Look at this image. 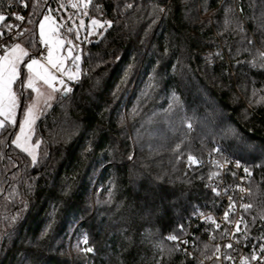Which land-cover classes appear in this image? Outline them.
<instances>
[{
  "label": "trees",
  "instance_id": "obj_1",
  "mask_svg": "<svg viewBox=\"0 0 264 264\" xmlns=\"http://www.w3.org/2000/svg\"><path fill=\"white\" fill-rule=\"evenodd\" d=\"M60 1L0 0L2 36L31 4L6 44L38 53ZM87 20L103 27L37 122L36 162L0 132V264H199L216 247L197 212L240 187L239 238L264 242V0H89Z\"/></svg>",
  "mask_w": 264,
  "mask_h": 264
},
{
  "label": "rangeland",
  "instance_id": "obj_2",
  "mask_svg": "<svg viewBox=\"0 0 264 264\" xmlns=\"http://www.w3.org/2000/svg\"><path fill=\"white\" fill-rule=\"evenodd\" d=\"M89 0H62L59 2L60 7L56 10L55 15L53 14H46L51 17V19L46 23L45 32L48 33L49 28L55 29L54 35H52V40H59L61 41V45L59 46V50L57 52L56 48L54 47V58L58 55L60 58L64 59V67L68 70L63 75L60 72H56L54 69H50L58 78L57 81H54V87L57 89H60V91L53 92L50 88H48L46 85H43L42 82H37L38 86L40 87L41 91L44 93V95L37 98V93L32 92L29 89L21 88L19 86V89H15L13 85V91L17 93L18 97V107L14 113V120L15 123H9L6 122V126H18L17 135H20V127L19 124L24 120V115L22 111V97L21 91L24 90L26 93L31 94V97L27 99L26 104L23 108V110H26L30 105L35 104L33 109V117H34V123L31 126V130L25 129V134L22 136L21 140L19 142L16 141V137L13 140V144L17 146V143L20 144L18 148H20L22 151H24L26 154H28L31 158L33 155L36 157V160L38 159V144L34 141V137L36 134V126L37 122L42 116V114L53 105L57 97L61 93H66L68 91H65L66 88L72 89L74 84L81 78L82 74V68H81V62H82V53L81 49L78 45L81 39H87L90 36L94 35L100 27H103L102 23L99 22L97 25H93L92 21L87 20V6ZM75 4L77 7L73 8L72 5ZM43 19V17H42ZM41 19V20H42ZM40 20V21H41ZM1 22V21H0ZM69 28L71 31H69ZM69 41L71 43H69ZM51 43V41H50ZM19 44L21 48L26 50L28 52V56L23 57L24 63L20 65V68L23 72L25 70L26 74V68L24 67V64L28 62L30 58H36L40 60L41 63L46 64V57L47 52H42L40 50V47L47 48L49 50V45L44 44L41 41L40 36V29L38 26V45L36 46L37 49H39L38 53H33V50L29 47H27L22 42H16L12 45L6 44L4 46V52L0 54V56L5 55L6 52H11L12 46ZM79 56L80 59L78 61H73L71 57ZM69 74L75 76V79H68ZM59 80H63V84L59 83ZM49 93L51 94L49 96ZM0 119H3L2 116H0ZM3 129V128H2ZM0 129V132L1 130ZM16 135V136H17ZM25 137L27 138L25 140ZM27 148L28 151H25L24 149Z\"/></svg>",
  "mask_w": 264,
  "mask_h": 264
},
{
  "label": "snow or ice",
  "instance_id": "obj_3",
  "mask_svg": "<svg viewBox=\"0 0 264 264\" xmlns=\"http://www.w3.org/2000/svg\"><path fill=\"white\" fill-rule=\"evenodd\" d=\"M24 7H28L26 3L23 5ZM87 6V5H86ZM73 8L77 7V5L73 4ZM7 17L3 14H0V21L6 20ZM16 20L24 21V17L20 15L15 16ZM51 19L50 16L45 15L43 16V19L38 22V26L40 29V36L41 41L49 45V50L47 53L46 61L47 63H41L40 60L36 58H30L26 64H24V67L26 68V74H24L20 68V65L24 63L23 57L28 56V52L21 48L19 44H16L12 46L11 52H6L5 55L0 56V116L3 117V119H0V129L4 128L6 126V122L9 123H15L14 120V113L18 107V97L17 93L13 91V85L16 84V82L20 81V87L29 89L32 92L37 93V98L44 95V93L41 91L40 87L38 86V81L42 82L43 85H46L48 88H50L53 92L60 91V89H57L54 87L53 82L57 81V76L50 71V69H54L56 72H60L62 75L66 73L68 70L64 67V59L60 58L58 55L54 58V47L56 48L57 52L59 50V46L61 45V41L59 40H52V35L55 33V29L49 28L48 33L45 32L46 23ZM99 22L96 20L92 21L93 25H97ZM110 25V22H108ZM9 31L12 30L13 25H7L6 26ZM26 31V30H25ZM69 31L71 29L69 28ZM19 35H22L23 33H18ZM52 34V35H50ZM3 33H0V36H2ZM51 41V43H50ZM69 43H71L69 41ZM73 61H78L80 59L79 56L71 57ZM76 77L69 74L68 79H75ZM59 83L63 84V80H59ZM65 91H71V89L66 88ZM23 95V93H21ZM51 94L49 93V96ZM35 104L30 105L26 110L23 111L24 120L19 124L20 127V135L16 136V141L19 142L25 134V129L31 130V126L34 123V117H33V109ZM190 127V125H189ZM27 138L25 137V140ZM17 146L19 147L20 144L17 143ZM25 151H28L27 148L24 149ZM33 162H36V157L33 155L32 157ZM189 160L191 162H195L194 157H189ZM245 172L248 173V170L245 169ZM250 175V173H248ZM241 191H245L244 189H241ZM234 207V205H232ZM242 207L247 211L252 205L250 204H244ZM228 218V213H225V220ZM242 219V218H241ZM219 227V226H218ZM236 230L239 231V223L236 225ZM169 239L175 240L176 237H169ZM87 242V239L85 238V243ZM227 247H231V244L227 245ZM86 251L91 252L92 249L88 248ZM255 258V257H253Z\"/></svg>",
  "mask_w": 264,
  "mask_h": 264
},
{
  "label": "built area",
  "instance_id": "obj_4",
  "mask_svg": "<svg viewBox=\"0 0 264 264\" xmlns=\"http://www.w3.org/2000/svg\"><path fill=\"white\" fill-rule=\"evenodd\" d=\"M31 4L24 16V20L29 16ZM19 24L20 26L13 28L5 36H0V54L4 52V46L7 41L20 36L18 33H21V26L24 24V21H20ZM41 51L45 53L48 49L43 48ZM77 83H80V81L78 80ZM241 189L243 188H238L241 195L237 199H231L232 204L228 205L227 209L222 213L217 210L203 209L197 212L196 219L201 225L214 229V231H210L208 242L214 243L216 247L209 254L202 252L200 261H198L199 264H264L263 240L253 239L251 241H244L239 238V235L242 234L243 222L241 221V216L235 210L234 204L238 203L241 206L248 204L245 200L246 195ZM225 213H228L227 220H225ZM237 223H239V231L236 230ZM200 239L197 236L196 241L185 239L178 243L193 258L195 255L193 250L195 247H199ZM229 244H231V247H227Z\"/></svg>",
  "mask_w": 264,
  "mask_h": 264
},
{
  "label": "water",
  "instance_id": "obj_5",
  "mask_svg": "<svg viewBox=\"0 0 264 264\" xmlns=\"http://www.w3.org/2000/svg\"><path fill=\"white\" fill-rule=\"evenodd\" d=\"M64 95H66V93H64Z\"/></svg>",
  "mask_w": 264,
  "mask_h": 264
}]
</instances>
